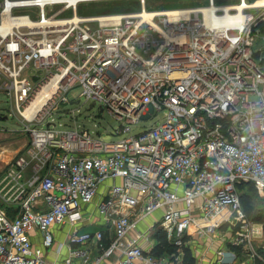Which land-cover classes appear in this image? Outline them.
I'll use <instances>...</instances> for the list:
<instances>
[{"label":"built area","instance_id":"1","mask_svg":"<svg viewBox=\"0 0 264 264\" xmlns=\"http://www.w3.org/2000/svg\"><path fill=\"white\" fill-rule=\"evenodd\" d=\"M89 1L0 2V92L30 136L0 174V200L16 211L9 216L0 206V264H46L32 232L51 248L53 227L80 221L102 187L96 206L113 240L106 247L103 231L74 232L64 264H100L116 254L117 264H184L180 255L146 254L140 246L155 224L126 241L158 211L157 229L180 249L193 228L214 242L232 220L242 223L237 245L260 235L263 227L246 220L238 186L251 183L264 196V5L208 0L149 11L140 0L137 13L77 17L79 4ZM258 40L263 45L256 50ZM54 78L44 111L25 118ZM76 88L77 101L84 98L120 122L116 134L157 120L111 142L83 128H58L46 109L69 103ZM90 243L101 254L92 258L72 247Z\"/></svg>","mask_w":264,"mask_h":264},{"label":"rangeland","instance_id":"2","mask_svg":"<svg viewBox=\"0 0 264 264\" xmlns=\"http://www.w3.org/2000/svg\"><path fill=\"white\" fill-rule=\"evenodd\" d=\"M239 0H218L217 3H238ZM255 0H247L251 3ZM1 2V0H0ZM197 5L195 0H147L146 9L149 11L161 10L167 8H184ZM142 4L140 0H104V1H94L88 3H81L77 8V14L79 16H107V15H119V14H129L137 13L141 10ZM254 13L253 11H249ZM72 12H66L63 16H71ZM263 43L258 40L255 49L258 50L262 47ZM264 55V52H263ZM81 92L80 88H76L70 94L69 103H58V105L49 106L46 111L48 114L51 113V118L54 119L52 123L56 124L58 128L63 129H74L83 128L93 133L105 141H119L130 135L137 134L141 132L145 127L152 126L155 121L142 122L140 125L133 127V131L126 135L116 134L119 129L120 122L115 119L108 111L104 110L101 114L99 111V106L94 107L93 110L89 111L90 102H86L84 98L81 99V103L78 105H71V102H76L78 100L79 94ZM76 96V98H74ZM0 114L7 118H0L1 128L11 129L10 132L7 130L0 133V174L5 170V164H7L15 155L13 151L17 150V146L27 145L30 141V136L23 131V124L25 120L19 114L15 112V106L13 101L5 93L0 92ZM163 114H160L158 119H161ZM14 131V132H13ZM7 153V155H6ZM9 156L8 158L6 156ZM246 188L243 187L240 193H246ZM253 195L252 200H248L244 205V208L250 207L251 210L249 214L246 213V220L252 221L253 223H259L263 227L260 235L252 236L250 241L246 240L240 245L235 242L237 231L240 230L241 222L237 220H232L228 223L222 230V240L224 244L227 245V253L235 255V261H242V264H249V262L257 264H264V196L260 195L258 192L249 191ZM153 220L144 221L141 223L139 229L145 228L152 224ZM155 221V220H154ZM158 222V221H157ZM156 221L154 234L156 235L161 230L157 229ZM146 224V226H145ZM144 229V230H145ZM163 233V232H162ZM166 257L176 256L177 253H165ZM253 259L252 261H250ZM240 262V261H239ZM238 262V263H239ZM237 263V264H238Z\"/></svg>","mask_w":264,"mask_h":264},{"label":"crops","instance_id":"3","mask_svg":"<svg viewBox=\"0 0 264 264\" xmlns=\"http://www.w3.org/2000/svg\"><path fill=\"white\" fill-rule=\"evenodd\" d=\"M197 5L195 6H190V7H184V8H195V7H201V6H206L208 0H195ZM218 0H216L217 2ZM218 4H233V3H218ZM172 9H180V8H167V9H161V10H172ZM0 118H7L6 115L2 116L0 114ZM10 132L11 129L7 128H1L0 126V133H3L5 131ZM14 132V131H13ZM30 142V141H29ZM25 143L23 142L21 146H17V150L13 151V154L15 153L14 159L19 153H22L25 148L29 145H24ZM7 155V153H6ZM5 155V156H6ZM1 154H0V162L1 160ZM7 158L9 156H6ZM12 159L5 164L4 166L6 167ZM1 164V163H0ZM105 188L102 187L99 190L100 197L95 200V202L89 206H85L83 209V215L82 219L75 224H65V225H56L53 227V233H54V245L47 249L43 247L42 244V235L38 231H33L31 235L32 243L34 249H40L42 251L43 258L46 261V264H64L68 259H69V244H68V238L71 234L74 232H89V233H96L99 231H103V243L107 247L108 245L111 244L114 233L113 230L111 229L110 225L106 223L104 217L100 214L98 207L96 206L97 202L104 197L105 194ZM0 206L5 209L8 213L9 216H14L16 211L15 207L11 205L4 204L0 200ZM162 216V212L158 211L155 212L154 214L148 216L144 221H151L152 224L153 222H157ZM155 220V221H154ZM143 221V222H144ZM142 222V223H143ZM150 223V226L152 225ZM141 226V225H140ZM146 226V224H145ZM149 227V226H147ZM138 226V229L132 231L130 237L126 241H130L129 239L131 238H136L139 234H144L146 235L148 232V229L142 228ZM224 228V227H223ZM145 229V230H144ZM194 228L190 231V236L189 241L186 246L191 250L192 257L194 259L193 264H242V261H235V258L227 257V245L224 244V241L222 240V235L217 237V240L214 242H211L210 239L208 238H199V236L193 231ZM223 229H221L222 232ZM154 232L148 233L143 239L139 240L140 246L144 249L146 252H151L154 253V249L158 245V241L156 240L155 235H153ZM73 248H83L86 249L89 253V255L94 258L97 255L101 254L100 250L97 248L96 243H90L88 245H74L72 246ZM183 247V248H184ZM182 248V249H183ZM182 249H178L177 255H180L182 257V260H184V252ZM219 250H222L224 253H226V257L221 258L219 255ZM155 254V253H154ZM120 258L119 254L113 255L109 258H107L105 261H102L100 264H117L118 259ZM257 264V261H254ZM251 264V262H249Z\"/></svg>","mask_w":264,"mask_h":264},{"label":"bare ground","instance_id":"4","mask_svg":"<svg viewBox=\"0 0 264 264\" xmlns=\"http://www.w3.org/2000/svg\"><path fill=\"white\" fill-rule=\"evenodd\" d=\"M68 1L76 2L77 0H68ZM91 1H101V0H90L89 2ZM250 4L252 5L254 4V6H262L264 5V0H257L255 3H250ZM245 5L247 4L245 3ZM237 7L239 9H242V5H238ZM77 17H79L78 14ZM145 17L148 19L150 16L147 15ZM4 26L5 27L10 26L9 19H5ZM56 84H57V78H54L39 90L36 97L31 101V103L28 105L26 110L23 112L25 118L31 120L35 116L41 114L42 111H44L45 107L49 104V99H51V97H53V94L55 93Z\"/></svg>","mask_w":264,"mask_h":264},{"label":"trees","instance_id":"5","mask_svg":"<svg viewBox=\"0 0 264 264\" xmlns=\"http://www.w3.org/2000/svg\"><path fill=\"white\" fill-rule=\"evenodd\" d=\"M243 187L246 188L245 191L248 190V192L246 193H240V198H241V204L244 205L246 202H248V200H252L253 199V195H251L249 193V191H254V193L257 192L255 186L251 183L249 184H241L238 186V190L239 192H241V190L243 189ZM244 202V204H243ZM243 208V207H242ZM251 210L250 207H245L244 208V211L246 213L249 214V211ZM156 240L158 241V245L156 246V248L154 249V253L155 255L157 256H165L164 254L165 253H177L178 252V247L175 246L173 243H171L166 235L164 233L161 232H158L156 235ZM183 252H184V260H183V263L184 264H193L194 263V259L192 257V254H191V250L187 247H184L183 249Z\"/></svg>","mask_w":264,"mask_h":264},{"label":"water","instance_id":"6","mask_svg":"<svg viewBox=\"0 0 264 264\" xmlns=\"http://www.w3.org/2000/svg\"><path fill=\"white\" fill-rule=\"evenodd\" d=\"M78 105V104H80V101H76L75 103H72L71 105ZM94 103H92L90 106H89V108H88V110L89 111H91V110H93L94 109ZM99 111H100V114L103 112V108L101 107L100 109H99Z\"/></svg>","mask_w":264,"mask_h":264}]
</instances>
